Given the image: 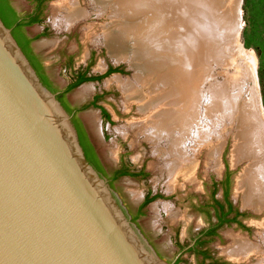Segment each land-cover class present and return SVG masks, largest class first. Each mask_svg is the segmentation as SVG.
Segmentation results:
<instances>
[{
    "label": "rangeland",
    "instance_id": "rangeland-1",
    "mask_svg": "<svg viewBox=\"0 0 264 264\" xmlns=\"http://www.w3.org/2000/svg\"><path fill=\"white\" fill-rule=\"evenodd\" d=\"M15 1L19 9L22 10L26 7V11L31 10L27 0ZM56 1L58 0L49 5L45 22L31 29L34 35L48 31L45 37H40L35 42V47L43 55L46 65L53 74L55 85L59 88L66 87L71 82L72 75L80 67L89 63L92 53H95L96 58L91 74L100 75L109 67H121L125 71V74L111 75L99 83H87L80 86L72 92L71 99L75 104L83 106L88 104L98 92L108 91L111 93L101 104L111 114L112 123L104 121L99 109L89 108L81 116L89 126L99 152L109 168L118 167L120 161L123 160L136 169L145 166L147 170L148 179L146 180L123 178L113 187L110 185L118 201L123 204L131 218L130 211L136 213L138 205L148 192L161 193L166 197L165 200L151 203L146 210L147 215L137 222L144 231L136 222L132 221L138 226L159 259L170 264L178 256L176 240L190 243L200 230L209 225L208 220L199 212L198 205L210 199L212 181L222 175L223 165L226 163L229 166L231 163L234 167L239 165L236 174H240L246 166L245 163L236 165L232 163L231 152L236 128L232 127L231 131L230 128L225 130L219 141L214 138L215 135L211 136V139L207 140L205 151H202L198 156L194 173L189 178L180 177L177 183H174L175 186L171 185L168 169L156 157L157 150L160 148L168 150L169 144L166 141L154 144L148 139L150 130H154L156 126V123L151 121V111L155 107L146 115L140 113V104L127 100L128 98L117 83L118 79H123V81L129 80L137 83L139 86L135 79L138 72L131 64L132 57L117 61L109 54L102 41L98 40L104 30H107L106 27L117 19L110 18V10L99 16L90 0H78V5L87 13V17L78 21L74 27L68 28L65 22L60 21L59 13L53 10ZM206 1L210 6L211 1ZM232 1L223 0V2H219V4L223 3L222 6L213 7L211 5L209 7L215 10L210 9L222 22L216 25L217 30L219 29L221 33L215 32L218 34L215 35L210 32L215 35L212 40L214 41L213 47L210 46L211 42L205 43V52L199 66L202 74L197 84L200 103L195 104L193 100L185 102L190 104L191 111L195 110L191 115L193 122L202 121L203 128L214 127V120H216L215 112L209 111V107L212 110V106L207 102V96L210 95L209 90L214 85L215 87L224 85L236 73L237 68L242 69L243 72L242 65L245 66V60L247 61L245 55L252 57L256 86H258V94L264 112V0H243L242 6L240 1L236 12V2L229 7V10L227 9L226 4H232ZM154 26H151L152 29ZM172 26L170 28H173ZM144 32H147V29H144ZM234 43L239 48V54L232 53L233 56H229L227 52ZM69 56L74 57L73 69L67 65ZM141 60L150 62L147 57H142ZM217 84L218 86H216ZM148 91L149 89L145 88V92L148 93ZM204 94L205 96L208 94L206 98ZM152 99L151 95L146 96L145 102H151ZM181 103L178 100V108H182ZM187 115L190 116L189 111ZM148 118H150L149 121ZM189 133L193 135L192 131ZM214 144H220L218 151L212 148ZM188 145L187 150L193 149L192 140L188 142ZM177 230L179 233L176 235ZM230 232L239 234L231 228L224 229L221 232L222 239L213 243L212 247L218 256L225 255V249L230 244V239L227 237ZM254 236L255 233H252L248 238L252 240ZM255 244L260 245L261 240L260 243ZM185 260L181 264H198L192 254H186ZM259 261L254 259L247 264H258Z\"/></svg>",
    "mask_w": 264,
    "mask_h": 264
},
{
    "label": "water",
    "instance_id": "water-1",
    "mask_svg": "<svg viewBox=\"0 0 264 264\" xmlns=\"http://www.w3.org/2000/svg\"><path fill=\"white\" fill-rule=\"evenodd\" d=\"M0 264H167L88 161L72 116L1 16Z\"/></svg>",
    "mask_w": 264,
    "mask_h": 264
},
{
    "label": "bare ground",
    "instance_id": "bare-ground-1",
    "mask_svg": "<svg viewBox=\"0 0 264 264\" xmlns=\"http://www.w3.org/2000/svg\"><path fill=\"white\" fill-rule=\"evenodd\" d=\"M210 1L213 7L223 5L219 4L223 0ZM232 2L226 4L228 10L236 0ZM90 3L99 16L110 10V18L117 19L106 27L98 40L117 61L132 57L131 64L138 72L135 79L139 86L123 79H118L117 83L127 100L140 104V113L146 115L155 107L151 111V121L156 126L150 130L154 134L150 133L148 139L154 144L162 141L169 144L168 150H157L156 157L168 169L171 185L175 186L180 177L189 178L194 173L198 156L205 151L211 136L215 135L219 141L225 130L230 128L231 131L235 127L232 163L246 164L237 179V196L242 197L244 207L263 212L264 112L252 57L245 55L247 61L245 66L242 65L243 72L237 68L224 85H214L209 90L210 95H206L212 106L209 111L215 112L214 127L203 128L202 121L194 123L191 115L195 110L191 111L190 104L185 103L186 100L200 103L197 84L202 74L199 66L205 43L209 41L213 47L214 36L221 33L216 25L222 22L215 16V10L209 8L206 0H90ZM78 4L76 0H66L56 5L60 21L68 28L87 17ZM230 47L229 56L239 54L236 43ZM142 57H147L150 62L142 61ZM145 88L149 89L148 93ZM150 95L152 101L145 102L146 96ZM178 100L182 102V108H178ZM190 140L194 146L187 150ZM219 145L214 144L212 148L218 151ZM259 225L263 229L259 235L264 243V221ZM262 251L259 245L236 238L227 253L238 262L257 256L260 257L257 263L264 264Z\"/></svg>",
    "mask_w": 264,
    "mask_h": 264
},
{
    "label": "flooded vegetation",
    "instance_id": "flooded-vegetation-1",
    "mask_svg": "<svg viewBox=\"0 0 264 264\" xmlns=\"http://www.w3.org/2000/svg\"><path fill=\"white\" fill-rule=\"evenodd\" d=\"M55 0H27L31 10L26 11L24 9H19L16 5L15 0H0V7L2 8L8 22L5 20V24L8 28L12 30V33L15 39L18 41L19 45L22 47L26 56L34 66L37 67L36 71L40 76L42 82L57 95V98L60 100L67 112L72 116V121L78 131L79 138L85 143L83 144L86 152H89V155L96 160L93 162V166L96 170L105 178H107L109 184L113 187L116 182L120 181L123 178H131L135 180H146L148 179V173L145 166H142L141 169H136L128 165L125 161L121 160L118 167L111 169L106 164L105 160L102 158L99 149L94 141V138L90 132L89 126L82 118V113L89 108L99 109L103 116V111H109L101 104L102 101H105L106 98L111 95L110 92H101L96 93L91 101L83 106L75 104L71 99V94L80 86L87 83H96L101 82L102 80L85 82L78 87L69 90V88L78 83L82 77H101L104 76L109 68L100 75L91 74V69L96 58L95 53L91 54L89 63L85 66L80 67L74 75H72L71 82L64 88H59L55 85L54 77L52 72L49 70L46 65V61L43 55L38 52L35 47V42L40 37H45L48 31H43L40 35H34L31 29L37 25H41L45 22L49 5ZM62 0H58L53 5V10L56 12V5ZM78 1V0H76ZM58 13V12H57ZM78 23V22H77ZM77 23L75 25H77ZM73 25V27L75 26ZM67 65L72 69L74 66V57L69 56L67 59ZM111 116V114L109 113ZM112 123V116L110 121ZM86 146V147H85ZM87 148V150H86ZM225 169L222 175L219 178L213 179L211 184V193L210 199L203 203H200L198 206L199 212L208 220L209 225L200 230L197 235L191 240L190 243H182L179 240H176L175 244L178 248V256L170 262V264H181L184 263L185 255L192 254L198 261V264H247L248 262L257 259L260 260V257L252 256L246 261H235L228 255V249L235 242L236 238H241L249 242L260 243L259 247L261 251H264V243L260 238V233L263 231L262 227L259 225L264 221V211L257 212L254 209L244 207L242 202V197L237 196L236 192V170H232L230 166L226 163ZM136 174V177L131 175ZM235 198V200H234ZM152 199L150 203L146 204L147 200ZM166 197L161 193H152L148 192L144 197L141 203L138 205L136 213L133 211L131 213L132 220L138 222L140 218L147 215L148 206L157 201L165 200ZM140 228L142 226L137 223ZM260 226V227H259ZM233 229L239 234L228 233L227 237L230 239V244L225 249L224 256H218L215 253L212 245L218 239H222L221 232L224 229ZM143 230V228H142ZM144 231V230H143ZM145 233V232H144ZM179 233L177 230L176 235ZM255 233V236L251 240L248 238L251 234ZM246 235L247 237H245ZM259 235V236H258ZM260 239H259V238ZM234 238V241H233ZM257 245V244H255ZM263 247V248H262ZM262 251V256L264 257V252Z\"/></svg>",
    "mask_w": 264,
    "mask_h": 264
},
{
    "label": "trees",
    "instance_id": "trees-1",
    "mask_svg": "<svg viewBox=\"0 0 264 264\" xmlns=\"http://www.w3.org/2000/svg\"><path fill=\"white\" fill-rule=\"evenodd\" d=\"M0 16H1L2 20H3V22H4L5 20L8 22V20H7V18H6V16H5V14H4V12H3V10H2L1 7H0ZM4 23H5V22H4ZM5 25H6V24H5ZM32 65L34 66L35 64H32ZM34 68L36 69L37 67L34 66ZM116 73H119V74H125V71H124L121 67H110L109 70H108V72H107L104 76H101V77H90V78H88V77H82V79H80V81H79L78 83L72 85V86L69 88V90H72V89L78 87L79 85H81V84H83V83H85V82H91V81L102 80V79L107 78V77H109V76H111V75H113V74H116ZM103 116H104V118H105L106 121H110L111 116L109 115V113H108L106 110L103 111ZM80 142H81V145L83 146V144L85 143L84 138H83V141L80 140ZM82 143H83V144H82ZM85 147H86V146H85ZM83 148H84V146H83ZM86 150H87V148H86ZM84 151H85V149H84ZM87 151H88V150H87ZM85 154H86V157H87L88 161H89L91 164H92V162H91L90 160H92L93 162L96 161V160H94L93 157H91V156L89 155V152H86V151H85ZM89 159H90V160H89ZM92 165H93V164H92ZM131 176L136 177L137 175L134 174V175H131ZM151 200H152V199L147 200L146 204L150 203Z\"/></svg>",
    "mask_w": 264,
    "mask_h": 264
}]
</instances>
